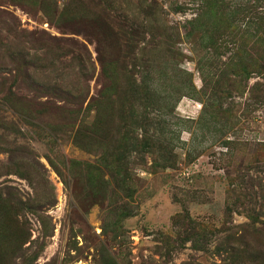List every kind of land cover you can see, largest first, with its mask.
I'll use <instances>...</instances> for the list:
<instances>
[{
	"label": "rangeland",
	"instance_id": "374dc122",
	"mask_svg": "<svg viewBox=\"0 0 264 264\" xmlns=\"http://www.w3.org/2000/svg\"><path fill=\"white\" fill-rule=\"evenodd\" d=\"M0 264H264V0H0Z\"/></svg>",
	"mask_w": 264,
	"mask_h": 264
}]
</instances>
